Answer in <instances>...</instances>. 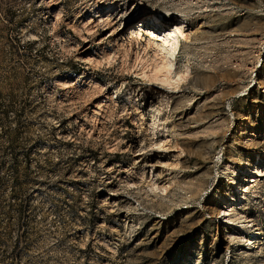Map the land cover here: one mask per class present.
I'll use <instances>...</instances> for the list:
<instances>
[{
  "label": "rangeland",
  "instance_id": "374dc122",
  "mask_svg": "<svg viewBox=\"0 0 264 264\" xmlns=\"http://www.w3.org/2000/svg\"><path fill=\"white\" fill-rule=\"evenodd\" d=\"M0 264H264V0H0Z\"/></svg>",
  "mask_w": 264,
  "mask_h": 264
},
{
  "label": "bare ground",
  "instance_id": "6f19581e",
  "mask_svg": "<svg viewBox=\"0 0 264 264\" xmlns=\"http://www.w3.org/2000/svg\"><path fill=\"white\" fill-rule=\"evenodd\" d=\"M157 13H159V14L154 15V16L151 15L149 20L152 19L153 23L157 24V26H158V24L162 23V19L163 18H161V17H163L165 15H163L164 12H162V11L157 12ZM108 22H110V21H108ZM145 22L149 23L148 20L145 21ZM183 23L184 22H180L179 24L176 25V27L167 26L166 29L161 28V30H156V31H160L159 32L160 33L159 40L161 41L160 48L162 49V56H161L160 60L153 62L152 63V67H151L153 75L156 77V78H154V79H156V81H157V79H160V80H162L161 82H166L168 84V82H171V80H172L171 74L175 70L176 53H177V49H178V47L180 45V40H179L180 39V35H182L184 37L186 35ZM155 27H156V25H155ZM85 28H86V32L91 33V34L92 33L96 34L97 33L98 24L96 23L95 20L90 19V20H88L85 23ZM116 31H117V29H113V31L111 32V35H115ZM80 34L83 35L82 33H80ZM138 34L140 35L141 33L139 32ZM83 39H84L85 42L88 41V39L84 35H83ZM151 39L155 40V37L151 36ZM99 41L103 43V38H101ZM84 47L85 46H83V48ZM120 47H122V46L120 45ZM88 50H89V46L86 47L85 50H81V48L78 47V56L84 58L86 61L91 62V63H93V62L97 63V61L99 62L98 57L95 56V55L84 56V53L87 52ZM103 54H104V52H103ZM104 56H105V54H104ZM107 57H109V56H107ZM99 63H101V62H99ZM189 69H190L189 65L186 64L185 65L186 73L189 72ZM167 99H168V96H167ZM168 103H169V100H168ZM96 105L98 107H100V106L103 105V103H97Z\"/></svg>",
  "mask_w": 264,
  "mask_h": 264
}]
</instances>
